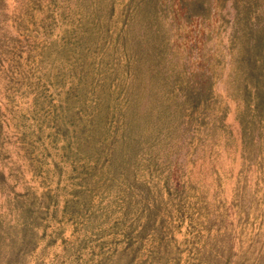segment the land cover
Returning <instances> with one entry per match:
<instances>
[{"label": "rangeland", "instance_id": "obj_1", "mask_svg": "<svg viewBox=\"0 0 264 264\" xmlns=\"http://www.w3.org/2000/svg\"><path fill=\"white\" fill-rule=\"evenodd\" d=\"M0 264H264V0H0Z\"/></svg>", "mask_w": 264, "mask_h": 264}]
</instances>
